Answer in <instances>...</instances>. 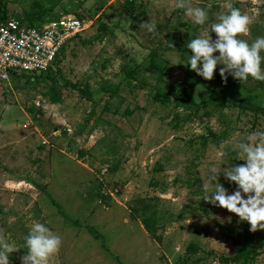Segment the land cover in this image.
<instances>
[{"label":"rangeland","instance_id":"374dc122","mask_svg":"<svg viewBox=\"0 0 264 264\" xmlns=\"http://www.w3.org/2000/svg\"><path fill=\"white\" fill-rule=\"evenodd\" d=\"M126 1L2 0L5 19L85 22L62 47L54 79L16 73L0 84V236L21 248L10 264H20L33 221L61 239L49 264H241L226 258L264 239V229L250 232L235 214L202 199L209 167L223 171L217 154L231 162L234 143L264 131V81L226 74L215 93V69L204 80L182 64L187 40L214 38L207 24L225 11V0H188L208 13L199 26L174 0H160L158 35L140 27L155 8L150 0ZM230 2L250 19L239 38L264 35V0ZM52 80L56 105L45 94ZM181 95L199 106L175 107ZM207 131L217 140L203 146L199 136ZM143 218L153 220L156 237ZM190 244L198 247L193 254ZM263 250L246 264H264Z\"/></svg>","mask_w":264,"mask_h":264},{"label":"clouds","instance_id":"9594fccd","mask_svg":"<svg viewBox=\"0 0 264 264\" xmlns=\"http://www.w3.org/2000/svg\"><path fill=\"white\" fill-rule=\"evenodd\" d=\"M223 7L225 11L207 24L214 38L197 35L187 40V59L182 64L204 80H211L215 69L222 81L226 74L239 82L249 77L264 81V35L251 42L239 38L248 33L249 17L233 7L230 0H225ZM174 8L183 10L193 25H205L209 19L205 8L190 6L188 0H174ZM155 26L149 20L140 23L149 33L156 31ZM231 150L236 156L231 162L225 160L224 152L217 154L223 171L209 167L201 187L202 199L235 214L237 222H246L250 232L264 229V131L249 134L234 143ZM221 176L231 191L221 183ZM60 245V237L45 223L33 221L23 238L25 252L19 257L20 264H49ZM18 249L21 248L14 242L0 236V264H10V254Z\"/></svg>","mask_w":264,"mask_h":264},{"label":"built area","instance_id":"2783aa9c","mask_svg":"<svg viewBox=\"0 0 264 264\" xmlns=\"http://www.w3.org/2000/svg\"><path fill=\"white\" fill-rule=\"evenodd\" d=\"M85 28L73 19L61 26L30 25L17 18L0 20V84L10 72H49L68 39ZM52 71V70H51ZM46 140L41 144H46Z\"/></svg>","mask_w":264,"mask_h":264},{"label":"trees","instance_id":"16d2710c","mask_svg":"<svg viewBox=\"0 0 264 264\" xmlns=\"http://www.w3.org/2000/svg\"><path fill=\"white\" fill-rule=\"evenodd\" d=\"M3 3H5V2H2V0H0V20H4L5 19L4 18V13L2 12L3 11L2 10V6H4ZM125 3L126 4L127 3L130 4L131 1L128 0ZM123 6L125 7V4H123ZM31 19H36V20L40 21V19H37L36 16L30 17L29 20H31ZM155 67L157 68V66H155ZM188 71L191 74L193 73V71H190L189 69H188ZM46 73H48V74H46ZM46 73H43V74L41 73V74H38V75H43V76L44 75H50L48 77L54 79V77H52L54 74H53V72L51 70L49 72H46ZM14 74H16V73L10 72L9 77L13 76ZM21 74H26V73H21ZM225 85H226L225 82L222 81L221 78H218L217 81H216L215 87H214V92L215 93H220L221 90L225 87ZM89 93H88V87H87L85 92H83L82 94H85V97H86V96L89 95ZM45 94L48 96V99H49L50 103L58 104L60 102V100H61L60 99V95H59V90H58V84H56V82H54L53 80L51 82V85L48 87L47 91L45 92ZM173 100L175 102V104H174L175 107H182V108L186 109V108L189 107V105H194L195 107L199 106V104H195L191 100H189V102H188L187 101L188 97H186L184 95L178 96V97L174 98ZM259 109H261V108H259ZM261 110L263 111V109H261ZM127 113H129V111H127ZM209 137L212 140H217L216 134L214 132H212V131H207L206 134L199 136L203 146H205V143L208 141ZM215 144H217V141H215ZM51 202H52L53 205H55L56 208L58 207V204L56 202H53L52 199H51ZM63 217L68 219L67 215H63ZM152 221L153 220L150 219V218H143L142 219L143 225L146 228H148L151 233L153 232L152 233L153 237H156L155 236V232H154L153 227H152ZM263 249H264V239L262 241H260L258 246H256L255 248H246L244 250H237L234 255H232L231 257L226 258V260L227 261H232L233 263L246 264L248 261H250L253 258H255L256 256H258ZM197 250H198V247L196 245L190 244L187 247L186 252L189 253V254H193Z\"/></svg>","mask_w":264,"mask_h":264},{"label":"crops","instance_id":"0c3cea01","mask_svg":"<svg viewBox=\"0 0 264 264\" xmlns=\"http://www.w3.org/2000/svg\"><path fill=\"white\" fill-rule=\"evenodd\" d=\"M159 1H160V0H150V1H149V5L151 4L152 7H153V5H154L155 8H154L153 10H152V9L149 10V12H148V14H147V18H150L149 21L151 20L152 23L157 22V23H156V26H155V30H156V31H154V32L152 33L153 35H158V33H159L160 29H161V25L158 24V19H159V16H160V14H161V10L159 9V8H160ZM153 2H155V3H153ZM117 3H119V2H116V4H117ZM121 6H122V4H121ZM17 19H20L21 21H24V22H25V20H23L22 18H17ZM148 34H150V33L148 32ZM7 82H8V81H6L5 83H7ZM35 104H36V106H39V105H40L38 101H36ZM51 104H53V103H51ZM53 105H56V104H53ZM24 114L26 115V117H28L27 114H26L25 112H24ZM28 121H29V118H28ZM28 121L25 122L24 124H28ZM41 138H42L43 140H46V139H44V137H42V136H41ZM46 142H47V140H46Z\"/></svg>","mask_w":264,"mask_h":264},{"label":"water","instance_id":"95a60500","mask_svg":"<svg viewBox=\"0 0 264 264\" xmlns=\"http://www.w3.org/2000/svg\"><path fill=\"white\" fill-rule=\"evenodd\" d=\"M117 5H118V6H121V4H120V3H117Z\"/></svg>","mask_w":264,"mask_h":264}]
</instances>
